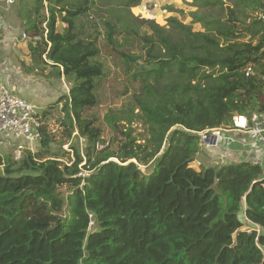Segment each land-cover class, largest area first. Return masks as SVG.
Listing matches in <instances>:
<instances>
[{
  "label": "trees",
  "instance_id": "trees-1",
  "mask_svg": "<svg viewBox=\"0 0 264 264\" xmlns=\"http://www.w3.org/2000/svg\"><path fill=\"white\" fill-rule=\"evenodd\" d=\"M32 1L23 27L38 39L22 67L71 86L43 112L35 152L0 151V264H264V164L191 165L200 131L264 110V0H192L190 23L165 26L132 14L143 0ZM102 34L130 93L104 116L109 139L93 112ZM55 109L84 154L52 147Z\"/></svg>",
  "mask_w": 264,
  "mask_h": 264
},
{
  "label": "rangeland",
  "instance_id": "rangeland-1",
  "mask_svg": "<svg viewBox=\"0 0 264 264\" xmlns=\"http://www.w3.org/2000/svg\"><path fill=\"white\" fill-rule=\"evenodd\" d=\"M20 1L21 0H15V3L10 4L9 6L3 2V0H0V12L2 14L0 20L4 21V25H6V27L4 26L2 33L9 43L8 46H3L0 50V73H3L7 77V82L2 83L8 85L14 90L22 89L30 91L33 94L31 97L37 99L34 102L46 106L43 102L48 103L60 95L69 93L71 80L67 79L65 76L46 78L44 76H38L24 71L22 63L27 65L30 62L28 45L31 39L23 37V34L25 33L23 26L26 21L25 18L28 15V11L34 3L32 0H24V2ZM191 1L192 0H143L142 4L137 7H133L131 12L138 18L154 19L158 24L164 26L168 24V18L173 15L177 16L185 23H190L192 17L189 13L190 11L196 9L190 5ZM169 6L175 7L176 12L169 11L167 8ZM163 9H167L168 12L163 13ZM177 9L183 10L184 12L177 11ZM102 28L100 29L103 30ZM193 28L194 30H202V26L199 23L193 24ZM58 30H63L62 23H58ZM99 42L102 47V54L99 58L105 64L107 77L104 78L101 87L98 90L100 103L93 110V112H96L100 119V125L104 129L103 136L106 139H109L111 132L104 122V116L110 109H119L129 102L130 93L126 95L122 94L125 86L128 85L129 82L126 79L123 67L120 64L115 63L113 57L109 56L105 52V39L103 38V34L100 36ZM49 71L52 72L48 69V73ZM61 117V111L58 109L51 111L46 118L44 117V121L46 120L50 129L56 135L57 142L53 143L52 147L60 152L63 150L69 151L71 147L75 150L74 147H77L81 150V153L84 154L83 149L86 141L84 138L80 137L78 133L74 132L72 138L68 140V142L60 136L62 128L60 127L59 119ZM134 127L135 134H137L138 138L142 140L144 138L145 131L141 124L135 123ZM17 143L18 142L16 140H11L8 134L0 135L1 153H9L12 151V147L17 146ZM207 149V147H204L205 151H207ZM211 149L217 152L224 151L221 143L217 146H211ZM204 150L200 151L197 158L191 164L196 169H199L202 165H210L212 157L209 155V152H204ZM72 151L67 153H71L70 155L73 157ZM63 157L66 158L65 155ZM65 160L67 161V159ZM83 173L85 175L87 171L85 170ZM243 221L246 220L243 219ZM245 223H247V221ZM245 227L250 228V225H246Z\"/></svg>",
  "mask_w": 264,
  "mask_h": 264
},
{
  "label": "built area",
  "instance_id": "built-area-1",
  "mask_svg": "<svg viewBox=\"0 0 264 264\" xmlns=\"http://www.w3.org/2000/svg\"><path fill=\"white\" fill-rule=\"evenodd\" d=\"M7 5L14 4L15 0H3ZM167 9H163V13H167ZM3 26L0 25V50L3 46ZM24 38L36 41L38 38H31L26 33ZM253 73V68L248 66L246 75ZM42 113L38 110V106L32 101L16 94L8 85L0 83V135L8 134L11 140H16L17 146L12 147L14 157L19 160L23 156L24 150L36 151V146L42 137ZM236 130L247 135L251 145L255 146L257 155H255L254 163L264 164V110L253 112L250 117L243 114H236L233 117L232 128L207 129L200 131L198 134L202 143H211L217 145L220 137L224 141L228 138L225 135L228 131ZM215 131H219L217 139L213 140L212 136ZM224 131V133H222ZM78 133V132H76ZM108 144L98 142L97 149H102ZM81 170L78 176H84ZM91 223L95 218L92 216ZM259 230V229H258Z\"/></svg>",
  "mask_w": 264,
  "mask_h": 264
},
{
  "label": "crops",
  "instance_id": "crops-1",
  "mask_svg": "<svg viewBox=\"0 0 264 264\" xmlns=\"http://www.w3.org/2000/svg\"><path fill=\"white\" fill-rule=\"evenodd\" d=\"M1 15L2 14L0 12V17H1ZM0 25H2L3 28H4V26L6 27V25H4V21H2V20H0ZM8 45H9L8 40L5 39V37L3 36V46L5 47ZM0 82H3V83L7 82V77L3 73H0ZM14 92L16 94L28 99L29 101H32L34 104H36L38 106V110L41 113H43L45 110L48 109V104H50L51 102L55 101L58 98V97H56L54 100H51L48 103L43 102L46 104V106H43L40 103L38 104V103L34 102L37 99L31 97V96H33V94L30 91L20 89V90H14ZM25 96H27L28 98ZM29 98H31V99H29ZM51 111H53V110H51ZM51 111L49 113H51ZM225 135H227L228 138H225V140L223 141L222 138L220 137V139H219L220 141L217 144V145H219L221 143V145L224 148V151L217 152V151L212 150L211 146H217V145H213L211 143H207L203 146V150H204V147L208 148L207 151L204 150V152H209V155L212 157L210 165H213V164L224 165V164L230 163L231 160L233 162L243 161V160H248V161L254 160L255 155H257V152L255 150V146L250 144L246 134L241 133V132L236 131V130H231V131H228ZM212 151H213V153H212ZM263 156H264V152H263ZM200 165H201V163H200Z\"/></svg>",
  "mask_w": 264,
  "mask_h": 264
},
{
  "label": "water",
  "instance_id": "water-1",
  "mask_svg": "<svg viewBox=\"0 0 264 264\" xmlns=\"http://www.w3.org/2000/svg\"><path fill=\"white\" fill-rule=\"evenodd\" d=\"M219 134V131H215L212 138L213 140H216L217 139V135Z\"/></svg>",
  "mask_w": 264,
  "mask_h": 264
},
{
  "label": "clouds",
  "instance_id": "clouds-1",
  "mask_svg": "<svg viewBox=\"0 0 264 264\" xmlns=\"http://www.w3.org/2000/svg\"><path fill=\"white\" fill-rule=\"evenodd\" d=\"M32 42V41H31ZM2 83V82H1ZM14 90V89H13Z\"/></svg>",
  "mask_w": 264,
  "mask_h": 264
}]
</instances>
